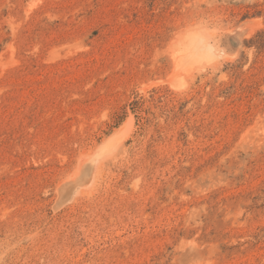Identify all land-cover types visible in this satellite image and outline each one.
<instances>
[{
	"label": "rangeland",
	"instance_id": "rangeland-1",
	"mask_svg": "<svg viewBox=\"0 0 264 264\" xmlns=\"http://www.w3.org/2000/svg\"><path fill=\"white\" fill-rule=\"evenodd\" d=\"M202 14L227 55L192 76ZM0 264H264V0H0Z\"/></svg>",
	"mask_w": 264,
	"mask_h": 264
},
{
	"label": "clouds",
	"instance_id": "clouds-1",
	"mask_svg": "<svg viewBox=\"0 0 264 264\" xmlns=\"http://www.w3.org/2000/svg\"><path fill=\"white\" fill-rule=\"evenodd\" d=\"M224 34L220 18L212 14L194 15L177 28L173 37L180 47L186 48L182 62L190 69V75L214 74L226 58L221 39ZM187 37V39H185ZM123 146L112 149L97 144L86 149L79 157L72 179L82 168L101 169L107 163L114 161L122 151Z\"/></svg>",
	"mask_w": 264,
	"mask_h": 264
},
{
	"label": "bare ground",
	"instance_id": "bare-ground-1",
	"mask_svg": "<svg viewBox=\"0 0 264 264\" xmlns=\"http://www.w3.org/2000/svg\"><path fill=\"white\" fill-rule=\"evenodd\" d=\"M185 39H187V37H185ZM176 42V41H175ZM186 51V48H182L179 46V44L176 45V47L172 50V59H173V63L177 66V65H180V64H183L182 62V59L181 57L183 56L184 52ZM185 65V64H183ZM175 71V70H173ZM130 125V124H129ZM106 146V145H104ZM114 147V146H113ZM79 160V159H78ZM77 164H78V161H77ZM77 164L74 168V170L71 172V174L73 172H75L76 170V167H77ZM86 170H88V168H82L79 172H76V176L73 177L72 179H70L69 177L71 176V174H69L68 176H66L64 179H62L58 185H57V188L59 189V192L62 196V198H65V193H69L68 195H71L74 193L75 191V186L76 184L78 185V183L82 180H84L85 176H86ZM101 170V169H99ZM98 170V171H99ZM96 172V170H94ZM98 172H96L97 174ZM95 174V173H94ZM93 175V174H92ZM91 175V178L93 177ZM97 176V175H96ZM90 177V176H89ZM95 176H94V181H95ZM98 178V177H97ZM87 183V182H86ZM91 183V182H90ZM89 183V186L87 187H90V184ZM88 184V183H87ZM80 185V184H79ZM91 188V187H90ZM89 189V188H87ZM82 190V189H81ZM86 190V189H85ZM67 197V195H66ZM70 197V196H69ZM69 197H67L66 199H68ZM65 199V200H66ZM70 199V198H69Z\"/></svg>",
	"mask_w": 264,
	"mask_h": 264
}]
</instances>
